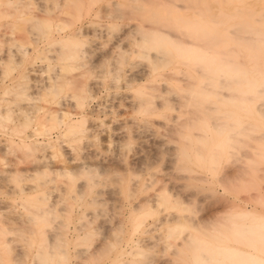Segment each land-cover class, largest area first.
I'll return each mask as SVG.
<instances>
[{
  "label": "rangeland",
  "instance_id": "rangeland-1",
  "mask_svg": "<svg viewBox=\"0 0 264 264\" xmlns=\"http://www.w3.org/2000/svg\"><path fill=\"white\" fill-rule=\"evenodd\" d=\"M222 2L0 0V264H246L230 247L264 257V117L242 111L250 127L210 164L224 125L209 120L199 144L203 107L177 88L202 75L170 44L171 66L152 70L169 32L211 51L201 28L226 20ZM141 85L155 87L151 113L139 111ZM62 111L84 114L87 131L67 133Z\"/></svg>",
  "mask_w": 264,
  "mask_h": 264
},
{
  "label": "bare ground",
  "instance_id": "bare-ground-1",
  "mask_svg": "<svg viewBox=\"0 0 264 264\" xmlns=\"http://www.w3.org/2000/svg\"><path fill=\"white\" fill-rule=\"evenodd\" d=\"M217 1L222 2L223 0H217ZM225 2H227V5H228V6L226 5L227 7L223 8L222 6H220L221 12L223 14H220L218 12L219 10L216 13L222 15L223 17L225 15L226 20H224L220 17L219 18L216 17V19H214V20L213 19L211 20L210 18H208L211 20V22L213 21L214 24L213 23L210 24L211 22L210 23L207 22L208 24L211 25L209 31L206 29V27L201 28V29H204L202 31L205 35V36L203 35L202 37H206L208 32L211 35L210 37H211V40L213 42H210V44L208 43L209 45L212 44L211 45V51H209L210 47H203L204 48V49L202 48L203 51H200L201 47L199 46V44L196 45V44H189L188 43L189 45H186V44L183 45L182 41L181 42H177V41L175 42V40H174L175 38L174 39H173V37L171 38L170 32H169V36H167L168 35L167 32H165L167 35L164 33L167 36V37L166 36L165 37L168 39V41H166L165 43H163L164 41L161 42L162 43V45H161L160 43H158V40H157V42L155 40V36L153 34L154 30L151 29L153 32L150 30V32H152V34H150L148 32L149 35L154 36V37L152 36V39L155 40L153 42L151 41L150 43L156 42V44L154 46L153 45H150V46L151 47L153 46L159 53L158 55H154L157 57L156 58L157 60H154L156 62H154V65H152V67H153V68L151 67L152 70L155 71L156 69H159V67H162V68L165 67L166 68V66H168V68H169V65L171 64V60L168 58V53H167L168 51L167 50L169 47H167V45L170 44V47H173L175 50L178 51L177 52L178 55H175V56H179L180 58H182V60L178 61V63H182V65L184 64L186 66L188 65V67H190L189 70H191V67L194 68V66H196L195 70H192V71L193 72L196 71L197 73L200 74V76L202 75L201 76L202 78L200 80H198L200 83H198V85L196 83L197 87L195 85H192L189 88H180L179 86L177 88H178V90L180 89L182 92H184V93H179V97L184 100V103L186 102L188 104H191L190 106H192V110L195 108L199 110L200 107L201 108L203 107L200 110H202V112L205 113L204 116H206V117H202V118L199 117V120H198L200 126H197V127H199V129H201L203 132L202 134L200 133V135H199V133H198V135H197V139H198L199 144H201L202 146L203 145L206 146L205 144H207L206 143L207 141L205 139V135L207 134V126H208L209 120L214 125V127L218 128V130L220 129L221 125H224L223 126L224 129L218 131L219 133L220 132L222 133V135H223L222 138L219 139L217 137L218 140L214 143V145L211 149H209L207 146L208 150L206 153V158L208 160H210V164L213 163V160L215 159V157L219 154V152H221L220 150H222V149L226 150V148L231 145V143H230L231 137L237 133V131L235 129L236 127H239V126L241 128L250 127L249 123L256 117L253 115L254 118L251 119V116H252L251 114L253 113V111L256 110L255 112H257V111L260 112L261 114L258 116L262 115L264 117V0H227V1L225 0ZM222 3H224V2H222ZM210 9H212V8H210ZM202 17H204V16H202ZM203 20H205V19H203ZM197 22H198V20H197ZM201 22H203V21H201ZM207 23H205V24L207 25ZM225 23H226V25H225ZM43 24L45 25L44 22H43ZM183 26H186V25H183ZM183 26H182V28H184ZM199 26H201V25L199 24L198 27ZM199 28L197 29L198 31L200 30ZM158 32H159V30L156 33H158ZM193 33H196V31ZM161 34L164 35L163 33H161ZM147 35L144 34L143 36H147ZM151 36H149V37L147 36L148 38L147 37L143 38V41H146V44L143 42L144 46L146 45L145 50L147 49V45H148L149 40H150L149 38H151ZM202 37L199 34L198 38L202 39ZM210 37H208L207 41L210 39ZM75 38L76 37H73V41L70 43V46L73 43L72 44L73 48L78 47V49L76 48V50H75L76 53L71 55L72 57L77 58L76 55L80 56V54H81L80 52L82 51V49H81V42L82 41L78 42L77 41L78 38H76V39ZM159 38L161 39L160 36H159ZM167 39H163V40H167ZM204 39H206V38H204ZM204 39L202 41H204ZM74 40H76V41H74ZM197 41L202 42L201 40H197ZM202 44H203V42H202ZM148 47H149V45H148ZM70 48H71V52H72L74 49L72 47H70ZM199 48H200V50H199ZM150 49H152V48H150ZM75 51H73V52H75ZM141 55H144L145 57H150V56H148V53H146V52L145 53L143 52V54H141ZM169 55H170V52H169ZM151 57H153V54H151ZM175 60H176V58H175ZM173 63L175 64L176 62L173 61ZM178 65L179 64H177L178 68L175 69L176 71L183 69V68H180ZM174 66L176 67V64L172 65V67H174ZM197 67H199L200 69L199 68L196 69ZM151 68H150V70H151ZM171 70H169V72ZM161 72H163V71H161ZM180 72H181V70H180ZM180 72H178V73H180ZM156 73H158V72H156ZM171 73H173V72H171ZM183 73H185V72H183ZM161 75H162V73H161ZM148 76H149V73H148ZM155 77L157 78L159 76H155ZM190 78L188 77V79H190ZM151 80L153 82V79H151ZM189 84H190V80H189L188 86H189ZM147 86H148V84H147ZM152 86H154V85H152ZM152 86L146 87V88H149L148 90L144 89V87L142 85H141V88L139 87L137 89V92L139 93L138 94L139 95V102H138L139 106L138 107H139L140 112H150L151 113V109H154V108H152V102L153 101H151V97H150V96H153L152 95L153 93L149 91L150 89L152 90L155 88ZM174 88H176V87H174ZM222 89H223V91H224V89H226V90L230 91L231 93L227 92L225 94L226 90L223 93H221ZM178 92H180V91H178ZM156 94L158 95V93H155V95ZM177 97H178V95H177ZM259 100H260V103H258ZM162 102L164 104V101H161V103ZM182 103H183V101H182ZM160 104H159V106L162 107V104L161 105ZM196 109H195V111H198ZM211 111H212V113H211ZM238 111H241V112L243 111V112L247 113V115H248V113L249 114L251 112L252 113L250 114L251 116L250 115L247 116L243 112L241 114H239L240 112H238ZM62 113H63V119L61 118L59 120V122L60 121L65 122L66 128H67L66 129L67 133L68 132H70V133H83V132H85L86 128L84 127V123L86 121V118H85L84 114L83 115L80 114V116H78L77 119L76 118L71 119L72 117H69L70 116L69 112L62 111ZM242 114H244L246 116V119L249 117L250 121H248V120L246 121L245 119H242L240 117V116H244ZM66 117H67V119H65ZM144 120H146V119H144ZM259 120H261V119H259ZM196 122L197 121H195V123ZM210 122H209V125H210ZM201 130H200V132H201ZM188 136H189V134H188ZM195 136H196V134H194V137ZM52 138L51 139L49 138V140H48V142L50 141L49 142L50 146L53 145L52 142L54 143V145L56 142H58L56 139H52ZM194 142H196V141H194ZM200 148H201V150H203V148L201 146H199V149ZM213 149H214V151H213ZM190 150H188V151L186 150V151H184V153H186L188 155L189 154L188 152ZM196 150H198V149H196ZM201 150L197 151L195 160L196 159L201 160L204 157ZM187 157H189V156H187ZM188 162H189V160H188ZM67 168H68V166H67ZM69 168H71V167H69ZM202 179L205 180L204 177ZM155 202H157V201H155ZM242 213H243L242 215H246V216L251 215V214L252 215L255 214V213H252V211L247 207H245L243 209ZM256 218L257 217H255L254 219H256ZM140 224H138L137 226H139ZM249 228H250V226H245V230H247ZM248 231L250 232V230H248ZM248 242L250 243V240H248ZM249 246H250V244H249ZM225 248L226 247H223V248H220V247L216 248L215 247V250L217 249L218 251L223 252V251H225ZM230 248L234 251H237V252L233 251V255H235V256H239V257L241 255L247 256L248 260L246 261V264H264V257H261L255 253H252L249 251L235 250L234 247H230ZM199 258H201V259H199ZM210 258H211V256H210ZM195 259H197V258H195ZM207 260L208 259L205 255L198 257V262L203 261V262L207 263ZM221 264H222V262H221Z\"/></svg>",
  "mask_w": 264,
  "mask_h": 264
}]
</instances>
